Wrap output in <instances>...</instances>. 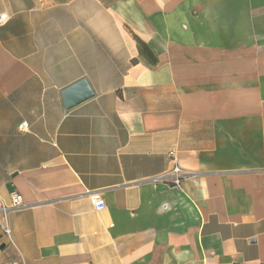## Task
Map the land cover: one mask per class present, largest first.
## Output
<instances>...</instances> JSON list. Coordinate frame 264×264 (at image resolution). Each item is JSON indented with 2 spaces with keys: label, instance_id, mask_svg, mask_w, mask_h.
<instances>
[{
  "label": "crops",
  "instance_id": "1",
  "mask_svg": "<svg viewBox=\"0 0 264 264\" xmlns=\"http://www.w3.org/2000/svg\"><path fill=\"white\" fill-rule=\"evenodd\" d=\"M3 14L0 209L23 206L0 264H264V0H0ZM83 79L93 96L65 108ZM175 164L181 189L155 181Z\"/></svg>",
  "mask_w": 264,
  "mask_h": 264
},
{
  "label": "built area",
  "instance_id": "2",
  "mask_svg": "<svg viewBox=\"0 0 264 264\" xmlns=\"http://www.w3.org/2000/svg\"><path fill=\"white\" fill-rule=\"evenodd\" d=\"M9 20L7 14H3L0 16V26L4 25ZM26 124H22L20 126L21 129L26 127ZM188 173H186L179 165L175 164L174 167L166 172L165 174L157 177L155 179L158 183H171L173 187L181 189L184 180L188 177ZM90 200L94 209L96 211H101L105 208V201L102 197V194L99 192L90 193ZM23 206V199L19 193H14L12 196V204L9 207H2L0 209V230H3L5 235L9 238L11 236V230L3 224V219L6 218V214L9 210L18 209Z\"/></svg>",
  "mask_w": 264,
  "mask_h": 264
},
{
  "label": "water",
  "instance_id": "3",
  "mask_svg": "<svg viewBox=\"0 0 264 264\" xmlns=\"http://www.w3.org/2000/svg\"><path fill=\"white\" fill-rule=\"evenodd\" d=\"M92 96V89L85 79L71 85L62 92L64 106L67 109L73 108Z\"/></svg>",
  "mask_w": 264,
  "mask_h": 264
}]
</instances>
